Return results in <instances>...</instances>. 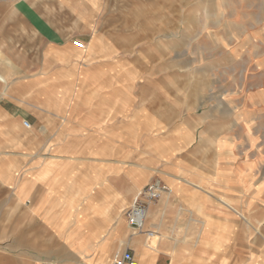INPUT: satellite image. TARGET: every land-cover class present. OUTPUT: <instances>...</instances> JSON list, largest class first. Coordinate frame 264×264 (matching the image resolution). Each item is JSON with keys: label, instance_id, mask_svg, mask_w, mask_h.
Wrapping results in <instances>:
<instances>
[{"label": "crops", "instance_id": "obj_1", "mask_svg": "<svg viewBox=\"0 0 264 264\" xmlns=\"http://www.w3.org/2000/svg\"><path fill=\"white\" fill-rule=\"evenodd\" d=\"M54 1L88 35L41 48L32 68L27 8L43 4L0 0V264H112L125 249L138 264H264V150L250 128L199 126L206 114L187 106L173 123L166 91L94 33L96 13ZM154 180L168 191L147 236L125 212Z\"/></svg>", "mask_w": 264, "mask_h": 264}, {"label": "rangeland", "instance_id": "obj_2", "mask_svg": "<svg viewBox=\"0 0 264 264\" xmlns=\"http://www.w3.org/2000/svg\"><path fill=\"white\" fill-rule=\"evenodd\" d=\"M40 2L42 6L27 8L32 68L41 48L84 41L88 35L66 8L52 7L54 0ZM76 3L81 13H96L94 33L107 36L119 59L139 78L155 79L157 91H166L164 110L173 123L187 106L189 116L206 114L199 126L218 125L230 136L240 126L249 127L252 150H264V0H97L95 7L87 0ZM15 9L13 25H18L14 14L20 8ZM35 12L44 15L43 22ZM52 25L60 33H51ZM88 53L89 46L79 50L81 64L88 62ZM163 99L157 101L162 104Z\"/></svg>", "mask_w": 264, "mask_h": 264}, {"label": "built area", "instance_id": "obj_3", "mask_svg": "<svg viewBox=\"0 0 264 264\" xmlns=\"http://www.w3.org/2000/svg\"><path fill=\"white\" fill-rule=\"evenodd\" d=\"M166 191H168V189L165 184L158 180L151 181L146 187L139 191L125 212L127 223L135 232H144V220L149 205ZM146 233L147 236L153 234L151 231H147ZM113 264L138 263L132 251L130 249H125L121 252L120 256L113 261Z\"/></svg>", "mask_w": 264, "mask_h": 264}, {"label": "bare ground", "instance_id": "obj_4", "mask_svg": "<svg viewBox=\"0 0 264 264\" xmlns=\"http://www.w3.org/2000/svg\"><path fill=\"white\" fill-rule=\"evenodd\" d=\"M2 233V232H1ZM2 238V237H1Z\"/></svg>", "mask_w": 264, "mask_h": 264}]
</instances>
